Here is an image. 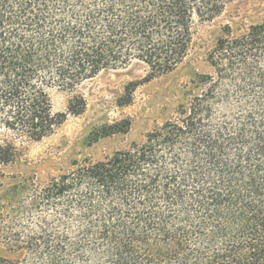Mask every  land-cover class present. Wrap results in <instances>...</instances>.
I'll return each mask as SVG.
<instances>
[{
    "label": "trees",
    "instance_id": "obj_1",
    "mask_svg": "<svg viewBox=\"0 0 264 264\" xmlns=\"http://www.w3.org/2000/svg\"><path fill=\"white\" fill-rule=\"evenodd\" d=\"M234 0H0V166L52 135L53 88L142 63L134 90L188 56L196 20ZM212 74L142 144L74 163L0 218V264H264V22L228 31ZM122 132L116 129L111 134Z\"/></svg>",
    "mask_w": 264,
    "mask_h": 264
},
{
    "label": "rangeland",
    "instance_id": "obj_2",
    "mask_svg": "<svg viewBox=\"0 0 264 264\" xmlns=\"http://www.w3.org/2000/svg\"><path fill=\"white\" fill-rule=\"evenodd\" d=\"M262 22L264 0H234L218 17L196 20L186 59L172 72L138 86L128 104H124L128 84L141 81L149 73L142 63L101 72L74 91L50 89L54 113L65 112L75 96L83 97L85 109L78 116H68L41 141L17 142L16 161L0 166V218L19 214V207L27 206L37 190L52 178L72 172L75 162L85 158L101 161L133 143L142 144L148 132L175 120L180 106L187 108L200 94L199 78L212 74L208 56L217 40L228 31L238 36ZM116 129L122 132L111 134Z\"/></svg>",
    "mask_w": 264,
    "mask_h": 264
}]
</instances>
